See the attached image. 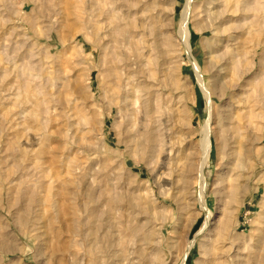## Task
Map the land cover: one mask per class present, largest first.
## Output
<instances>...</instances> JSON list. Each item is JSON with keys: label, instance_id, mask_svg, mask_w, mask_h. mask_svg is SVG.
I'll use <instances>...</instances> for the list:
<instances>
[{"label": "rangeland", "instance_id": "374dc122", "mask_svg": "<svg viewBox=\"0 0 264 264\" xmlns=\"http://www.w3.org/2000/svg\"><path fill=\"white\" fill-rule=\"evenodd\" d=\"M187 2L0 0V264H264V0H192L210 100Z\"/></svg>", "mask_w": 264, "mask_h": 264}, {"label": "bare ground", "instance_id": "6f19581e", "mask_svg": "<svg viewBox=\"0 0 264 264\" xmlns=\"http://www.w3.org/2000/svg\"><path fill=\"white\" fill-rule=\"evenodd\" d=\"M243 2H245V1H243ZM191 5H192V0H188V2H187V4L185 5V8H184V11H183V13H184V18H183V20H182V24H181V26H180V31H179V35H180V37H181V39H182V41H183V44H184V46H185V48H186V50H187V52H188V54H189V57H190V59L189 60H191V62H192V64H193V66H194V69H195V71H196V74H198V78H199V82H200V84H201V86H202V89L204 90V93H205V95L207 96V98L210 100L211 99V94H210V91L207 89V87H206V85H205V83H204V78H203V74H202V71H201V68H200V66L198 65V63L196 62V60L194 59V57L192 56V54L190 53V35H191V32H190V29H189V26H188V19H189V13H190V7H191ZM245 13V12H244ZM111 114V113H110ZM210 127H211V125H210V118L206 121V123H205V126H204V138H203V147H204V159H203V163H202V167H201V172H202V170H203V168H204V165L207 163V161H208V159H209V151H210V148H211V138H210V135H211V132H210ZM150 138V137H149ZM146 140H147V138H146ZM149 142V141H148ZM151 145V144H150ZM27 162V161H26ZM32 162V161H31ZM33 163V162H32ZM35 164V163H34ZM33 164V165H34ZM236 164V163H235ZM238 167H240V168H242V169H244V167H245V165H244V161H243V159H241V158H239V160H238ZM31 166V165H30ZM29 167V166H28ZM13 168V167H12ZM9 169L8 171H10V173H8V176L10 177L11 175H12V173L15 171V170H13V169ZM18 168V167H17ZM23 169V168H22ZM26 169V168H25ZM23 171V170H22ZM30 173V172H29ZM36 173V172H35ZM203 173V172H202ZM37 175V174H36ZM39 175V174H38ZM238 176H244V174L242 173V174H238ZM20 177H22V179L24 180L25 179V177H26V175L24 174V175H22V176H20ZM203 177V176H202ZM201 177V178H202ZM11 178V177H10ZM19 178V177H18ZM21 179V178H20ZM32 179V178H31ZM17 180V179H16ZM29 180V179H28ZM27 180V181H28ZM26 181V182H27ZM34 181V180H33ZM30 182V181H29ZM35 182V181H34ZM25 184V182L24 181H18L16 184L14 183L13 185L15 186V189H16V191H17V193H18V195L20 196L21 194H22V192H23V187L25 186L24 185ZM27 184V183H26ZM36 184V183H35ZM12 185V186H13ZM28 185V184H27ZM202 186V185H201ZM239 188H240V186L239 185H237V186H235L234 187V189H235V193H238V190H239ZM202 190V192H201V194H200V200H201V204H202V207H204L207 211H208V214L210 215L211 214V210L209 209V207H208V203H207V199H206V194H205V192H204V190H203V188L201 189ZM29 198V197H28ZM32 199V198H31ZM28 200V199H27ZM37 201V200H36ZM26 206H27V203H26V205H25V208H26ZM23 208H21V210H22ZM208 222H209V220H207V224H206V226L203 228V229H205L206 227H207V225H208ZM5 224V223H4ZM75 235H77L78 233H74ZM194 244V242H192L190 245H189V248H188V250L191 248V246Z\"/></svg>", "mask_w": 264, "mask_h": 264}]
</instances>
